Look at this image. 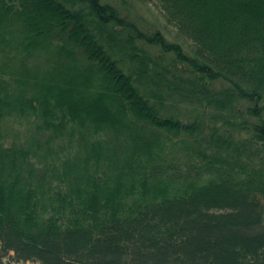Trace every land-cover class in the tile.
<instances>
[{
  "label": "trees",
  "instance_id": "1",
  "mask_svg": "<svg viewBox=\"0 0 264 264\" xmlns=\"http://www.w3.org/2000/svg\"><path fill=\"white\" fill-rule=\"evenodd\" d=\"M136 2L0 0V264H264V0Z\"/></svg>",
  "mask_w": 264,
  "mask_h": 264
},
{
  "label": "rangeland",
  "instance_id": "2",
  "mask_svg": "<svg viewBox=\"0 0 264 264\" xmlns=\"http://www.w3.org/2000/svg\"><path fill=\"white\" fill-rule=\"evenodd\" d=\"M115 1H119L120 3L122 1L123 3L128 5L135 4L137 11L135 13L136 8L135 10H131V14L133 17H137V15L138 16L141 15L144 20H147L151 23H155L156 24L155 26L161 28L165 32L166 36L172 38L171 34L174 32V27L171 24H168L166 23V21H164V19L159 14L157 7L153 3L140 5L136 2V0H115ZM21 264H25V263H21ZM26 264H32V263H26Z\"/></svg>",
  "mask_w": 264,
  "mask_h": 264
}]
</instances>
